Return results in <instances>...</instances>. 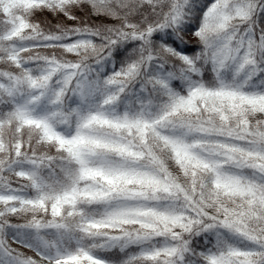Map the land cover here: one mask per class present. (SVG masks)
Here are the masks:
<instances>
[{"label":"snow or ice","instance_id":"6c2138e0","mask_svg":"<svg viewBox=\"0 0 264 264\" xmlns=\"http://www.w3.org/2000/svg\"><path fill=\"white\" fill-rule=\"evenodd\" d=\"M81 11L118 23L31 20ZM262 20L264 0H0V264H264Z\"/></svg>","mask_w":264,"mask_h":264},{"label":"trees","instance_id":"16d2710c","mask_svg":"<svg viewBox=\"0 0 264 264\" xmlns=\"http://www.w3.org/2000/svg\"><path fill=\"white\" fill-rule=\"evenodd\" d=\"M77 15L81 19L73 21V20H69L66 17H63L62 15L57 17L56 15L52 13L44 12V13H40L38 15L33 16L31 20L34 23L39 22L41 24V27L47 30H54L58 24H62L65 27H75V26H81L82 22L89 24V25H100V24L112 25V24L118 23V21L112 18H106L103 16H97L94 14L86 15L85 12L83 11L78 12ZM259 26L264 27V20L260 22ZM37 51L43 54H47L51 50L41 48V49H37ZM68 58L74 59V57H72L70 54L68 55ZM0 70L7 71V70H12V69L9 68L7 65H0ZM169 167H170V170L179 174V170L171 162L169 163ZM9 179L12 181V186L16 187L18 183V178L9 177ZM30 218H31L30 215L12 216L10 217V221L12 223L23 224V223H26ZM7 243L12 249L16 250L19 253H22L24 256H30V257H33L34 259H39V257L36 256L35 251H33L32 249L26 248L18 243H15L11 239H9ZM135 251H136L135 248H130L128 250V254L132 255L135 253ZM102 255L110 256L115 262V264H121V261L127 258L123 253H119L118 250H113L112 252H108V253H102Z\"/></svg>","mask_w":264,"mask_h":264}]
</instances>
